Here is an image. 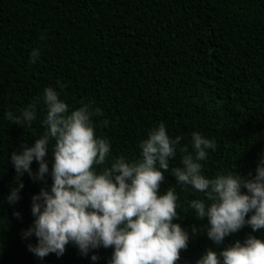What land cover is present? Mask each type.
<instances>
[{"label":"trees","instance_id":"obj_1","mask_svg":"<svg viewBox=\"0 0 264 264\" xmlns=\"http://www.w3.org/2000/svg\"><path fill=\"white\" fill-rule=\"evenodd\" d=\"M33 47L41 56L29 64ZM49 85L72 108L84 100L102 110L94 118L96 134L110 140V160L138 156L139 141L163 121L189 150L193 131L216 141L203 162L206 175L232 167L254 174L264 151V0H0V264H35L26 246L35 237L24 240L21 232L33 220L32 195L51 183L25 173L20 199L5 201L17 183L11 153L44 129L39 110L30 127L9 123L4 113L18 112ZM169 163L161 191L175 188L181 215L174 222L191 232L201 222L188 201L200 194L170 174L180 165L179 152ZM37 167L33 161V172ZM249 233L245 226L219 247ZM212 246L203 233L190 236L177 264H195ZM94 251L97 264L111 256V248ZM44 260L92 264L71 244Z\"/></svg>","mask_w":264,"mask_h":264},{"label":"clouds","instance_id":"obj_2","mask_svg":"<svg viewBox=\"0 0 264 264\" xmlns=\"http://www.w3.org/2000/svg\"><path fill=\"white\" fill-rule=\"evenodd\" d=\"M39 39L45 40L46 34L42 32ZM40 56V47H33L28 63H37ZM38 110L44 130L11 153L17 183L4 198L9 205L20 199L19 178L25 173L35 181L50 178L46 188L32 195L33 220L21 232L24 240L35 237V243L26 246L38 259L49 254L60 257L71 244L92 264L99 261L94 250L100 248H111L106 264H177L190 236L203 233L213 246L195 264H264V151L254 174L241 175L232 167L208 176L203 162L209 150L215 151L216 141L193 131L189 150V144H180L181 136L169 135L165 122L159 121L139 141L138 156L110 160V140L96 134L94 118L102 110L91 101L81 100L72 108L49 85L18 112L5 111L4 119L30 127ZM178 152L180 165L170 174L176 184L200 194L188 201L192 215L201 222L191 232L174 222L181 215L175 188L161 191L169 162ZM33 161L38 164L35 172ZM12 214L21 217L19 211ZM245 226L251 233L242 241L219 247Z\"/></svg>","mask_w":264,"mask_h":264},{"label":"rangeland","instance_id":"obj_3","mask_svg":"<svg viewBox=\"0 0 264 264\" xmlns=\"http://www.w3.org/2000/svg\"><path fill=\"white\" fill-rule=\"evenodd\" d=\"M34 262L35 264H47L44 259L40 260L36 256L34 257Z\"/></svg>","mask_w":264,"mask_h":264}]
</instances>
